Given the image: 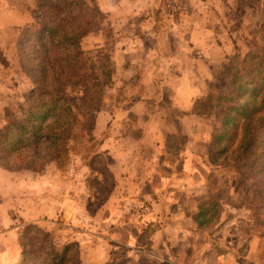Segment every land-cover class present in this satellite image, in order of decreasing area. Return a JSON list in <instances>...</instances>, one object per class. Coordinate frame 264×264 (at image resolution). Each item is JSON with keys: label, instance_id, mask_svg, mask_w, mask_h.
I'll list each match as a JSON object with an SVG mask.
<instances>
[{"label": "rangeland", "instance_id": "obj_1", "mask_svg": "<svg viewBox=\"0 0 264 264\" xmlns=\"http://www.w3.org/2000/svg\"><path fill=\"white\" fill-rule=\"evenodd\" d=\"M110 1L123 5L129 2L96 0L97 4ZM165 1L172 5L182 0ZM206 1L199 0L194 13L198 24H204L201 18L209 10L210 5L203 4ZM226 1L224 31L231 28L236 39L233 52L218 72L204 80L201 73L184 76L194 87L183 89L166 83L157 87L151 81L153 74L143 72L150 58L138 51L133 66L143 71L133 72L129 81V7L107 11L105 4L96 10L100 26L81 43L84 73L89 79L69 82L71 90L83 88L86 83L102 88V97L95 103L100 110L91 130L94 141L86 148L76 147L63 171L55 161L44 162L35 170L36 166L31 167L26 156L18 153L31 148L32 132L21 135V129L26 126L28 108L40 99L38 95L29 98V93L37 86L50 87L52 83L51 78L40 74L47 58L42 43L48 39L35 37L30 42L23 38V33L36 23L33 0H0V264H264V251L262 256H249V240L253 236L264 240V202L254 191L258 180L261 184L264 181L263 174L256 173L259 166L239 168L243 126L235 127L233 138L226 134L216 138V150L227 146L224 153L218 154L217 163L210 156L209 141L218 124L216 114L222 111L216 99L212 101V94L216 97L227 92L234 98L236 92L230 86L233 72L240 74L245 67L242 61L249 54L264 57V0ZM133 29L138 32L141 28L137 25ZM145 43L154 49L153 42ZM137 80L144 81L145 87L131 88ZM178 99L181 103L189 100L188 106L176 103ZM129 108L133 109L130 119ZM144 113L158 121L151 126L155 131L141 142ZM190 113L197 120L189 118ZM135 114L140 117V125L133 129L134 135H129V122L137 119ZM166 121L172 129L164 128ZM45 122L52 125L53 117ZM9 136L13 141L7 146L5 139ZM103 140L115 148L120 155L117 158L124 163L129 162V148L131 156H139L142 148L155 155V143L164 145L165 150L158 153L165 162L159 174L166 179H154L145 190L163 194H155L156 199H162L159 208L153 207V196H126L123 189L127 190L128 183H119L120 195L113 196L117 181L111 168L115 159L103 150H111L102 148ZM94 148L102 157L91 162L93 150L89 149ZM173 162L177 166L174 174L168 166ZM177 162L181 163L179 170ZM183 172L181 177H186L191 186L183 188L177 180V193L171 194L175 180L172 174L180 176ZM47 173L54 184L46 188L43 179L49 177ZM192 220L194 225L190 224Z\"/></svg>", "mask_w": 264, "mask_h": 264}, {"label": "trees", "instance_id": "obj_2", "mask_svg": "<svg viewBox=\"0 0 264 264\" xmlns=\"http://www.w3.org/2000/svg\"><path fill=\"white\" fill-rule=\"evenodd\" d=\"M33 2L36 23L23 33V38L30 42L35 37L48 39L46 43H42L47 58L41 66L40 74L46 79L51 78L52 83L50 87L37 86L29 93V98L38 95L40 99L27 110V130H23V125L21 129V135L27 131L32 132L29 136L31 148L18 153L25 155L31 162V167L36 166L33 168L35 170L44 162L55 161L57 167L64 171V166L66 162H70L76 147L86 148L94 141L91 130L95 125L96 113L100 110L95 103L102 97V88L100 90L96 83H86L83 88L71 90L69 82L74 79H89L84 73L85 61L81 43L86 35L100 26L97 13L99 6L96 0ZM242 64L245 67L240 74L233 72L230 78V86L236 92L234 98L227 92L224 95L211 96L212 101L216 99L220 104L222 111L216 114L218 124L209 141L210 156L217 163L220 158L218 154L224 153L227 146L221 151L216 150V138L220 134L231 135L233 138L236 135L235 127L242 125L243 136L238 149L241 156L239 168L249 170L259 166L256 173L263 174L264 181V57L259 53L249 54ZM42 97H46V100ZM233 111L235 116H231ZM50 117H53V123L46 125L45 121ZM234 117L238 120H231ZM5 141L9 146L13 138L9 136ZM89 150H93L90 155L91 162L102 157L98 149ZM89 165L94 170L92 163ZM248 176L245 174V179ZM257 183L255 194L262 196L264 202V182L261 184L258 180Z\"/></svg>", "mask_w": 264, "mask_h": 264}, {"label": "crops", "instance_id": "obj_3", "mask_svg": "<svg viewBox=\"0 0 264 264\" xmlns=\"http://www.w3.org/2000/svg\"><path fill=\"white\" fill-rule=\"evenodd\" d=\"M206 2H203V4L210 6L209 10L206 9L204 11L205 18H201L200 22H204V24H198V21H195L194 18V13L197 12L199 0H182L181 2H174L172 5L167 3L165 0H147L145 2L129 0V2H126V5H123L121 2L113 3V1H110L109 3L98 2L99 7L106 4L107 11L109 8L111 10H115L116 8H121L123 6L129 7V30L131 29V31H129V81L130 78L132 79L134 77L132 75L133 72L137 73L143 71L141 68H137L138 70H135V66H133L134 53L137 51V53L142 52L144 57L150 58L147 62V68L143 72L145 73L146 71H149L150 74H153V79H151V81L154 82L157 87L163 83H166L165 85L168 87H177L182 89L192 88L194 85L189 83V79L184 80V76L189 73H201V76H203L202 80H204V78H207L212 73L218 72L219 69L225 65V60L233 52V41L236 40L233 33L231 32V28L230 30L228 29L230 33L229 31H224L223 18L225 17V10L228 7L227 1L226 3L225 0H208ZM197 20H199L198 17ZM142 23L149 24L150 26L144 28ZM137 25H140L141 28L138 32L134 31L135 29H133ZM152 26L156 27V29L150 28ZM145 40L147 42L149 40L153 42L154 49L152 48V45L146 47ZM139 55L140 54H138V56ZM154 58H156V61L151 62V60ZM196 58H198L197 61H195ZM161 72L164 74V76L161 75ZM142 80H137V83L131 85L130 87H145V84H143L145 82H142ZM180 82L182 85H180ZM199 95L203 94L198 93V96ZM176 103H184V105L188 106L189 100H185V102L181 103L178 99L176 100ZM144 115L146 117V121L142 122L141 125L138 123V119L140 118L138 115L135 121L129 122V129H131L129 135H134L135 131H133V129H136L138 125H140L142 129L141 135L139 134V138H142L141 142L144 138L146 139L147 136L150 135V132L155 131L151 130V126H155L154 122L156 120L158 121L157 118L147 116L146 113H144ZM132 117L133 109L129 108V119ZM188 117H194V120H197L195 119V115L191 114ZM149 120L150 122L148 123ZM163 125L165 126L164 128H167L168 126L172 129L170 124V126L167 125V121L166 123H163ZM185 127L189 133L190 129L187 125V122H185ZM170 133L173 135V130ZM107 143V140H103L101 146L102 148H111L110 151L105 149L103 150L115 159L111 169L114 178L117 181V190L115 189L116 194L113 196L120 195H118V192H121V188H118L119 183H128L129 186L125 187L127 190L123 189L126 196H153V207L157 205V208H159L161 206L162 199H156L155 194L157 193V196H163V194L161 195L159 192H154V189L147 192L145 190L146 185L153 182L154 179H166V177H163V174H159L160 171L164 169L165 162L161 161L158 153L163 151L165 148L164 145L159 142L155 143V145L158 147L157 152H154L155 155H151L150 152L144 150L141 146L142 151L140 150L138 152L140 155L131 156V150L129 148V162L127 160V162L124 163L122 160L117 158L120 157V155H117L115 148L108 146L109 143ZM153 148L154 147L152 146V149ZM147 161H151V163L147 164ZM144 164L147 166H144ZM177 164L179 170L181 163L177 162ZM168 166L173 169L172 173L174 174L175 167H177L176 164L173 162V166L169 164ZM127 170H129V175L127 174ZM173 174L172 176L175 177V180L171 183V194L174 191L177 193L178 189L176 186H174L177 180L181 183L183 188H188L191 186L186 177H181L185 175L184 172L181 173L180 176H175ZM47 176H49L48 173ZM144 176L147 178H144ZM43 180L45 181L46 188L49 186L52 187L54 184L50 176ZM43 180H41L40 184L43 183ZM1 200L2 202L4 201V196H2ZM188 210L189 209L186 211L188 212ZM187 214L189 216V212ZM194 215L196 216V213ZM171 217L172 216L169 215L167 216V218ZM236 217L240 218V214L237 213ZM241 217L243 218L244 216ZM194 223L195 222L193 220L192 222L190 221L191 225H194ZM249 244L250 257L253 255L256 257L263 255V238H257L253 236L249 240ZM238 249V257L240 259L241 254L239 245ZM218 250L219 248L215 249L214 251L217 253ZM242 256L245 257L244 254ZM14 263H16V261L8 264ZM256 263L260 264L258 261H256L255 264Z\"/></svg>", "mask_w": 264, "mask_h": 264}]
</instances>
